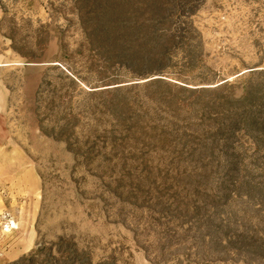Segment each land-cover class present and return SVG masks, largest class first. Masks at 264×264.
Returning a JSON list of instances; mask_svg holds the SVG:
<instances>
[{"label": "rangeland", "instance_id": "1", "mask_svg": "<svg viewBox=\"0 0 264 264\" xmlns=\"http://www.w3.org/2000/svg\"><path fill=\"white\" fill-rule=\"evenodd\" d=\"M0 5V264H264V0Z\"/></svg>", "mask_w": 264, "mask_h": 264}, {"label": "crops", "instance_id": "2", "mask_svg": "<svg viewBox=\"0 0 264 264\" xmlns=\"http://www.w3.org/2000/svg\"><path fill=\"white\" fill-rule=\"evenodd\" d=\"M2 27L3 9L0 5V32ZM10 65L16 64L12 60H8L5 54L0 53V143L20 141L34 136L39 138L41 133L39 120L34 117L25 119L23 111L10 101L12 90L8 86L6 76L7 71L13 69ZM31 113L27 112L28 115ZM9 157H12L9 152L0 148V174L7 173Z\"/></svg>", "mask_w": 264, "mask_h": 264}, {"label": "built area", "instance_id": "3", "mask_svg": "<svg viewBox=\"0 0 264 264\" xmlns=\"http://www.w3.org/2000/svg\"><path fill=\"white\" fill-rule=\"evenodd\" d=\"M10 223H11V225H14V224H13L14 222H13L12 220L10 221Z\"/></svg>", "mask_w": 264, "mask_h": 264}]
</instances>
